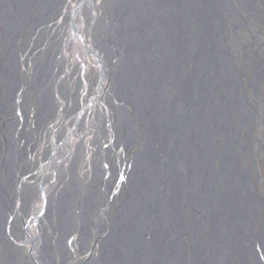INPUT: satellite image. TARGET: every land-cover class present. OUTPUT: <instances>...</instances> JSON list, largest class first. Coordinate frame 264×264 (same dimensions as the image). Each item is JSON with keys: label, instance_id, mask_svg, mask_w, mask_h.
<instances>
[{"label": "bare ground", "instance_id": "1", "mask_svg": "<svg viewBox=\"0 0 264 264\" xmlns=\"http://www.w3.org/2000/svg\"><path fill=\"white\" fill-rule=\"evenodd\" d=\"M101 4L116 17L108 56L117 66L105 79L138 117L139 135L128 131V141L138 144L131 167L121 163L128 186L109 203L113 216L89 264H262L264 194L253 142L264 140L255 137L263 82H246L247 55L239 45L251 0H89L85 8L96 15ZM31 8L29 0L0 3L8 39ZM76 26L85 32L82 21ZM60 34L59 51L48 55L72 65V46L82 62L77 40ZM53 35L42 36V47ZM99 120L91 116L86 146L102 132ZM113 171L117 187L121 176Z\"/></svg>", "mask_w": 264, "mask_h": 264}, {"label": "flooded vegetation", "instance_id": "2", "mask_svg": "<svg viewBox=\"0 0 264 264\" xmlns=\"http://www.w3.org/2000/svg\"><path fill=\"white\" fill-rule=\"evenodd\" d=\"M29 1L28 22L15 38L8 39L10 31L0 25V264H89L97 257L95 251L113 216L108 213L109 203L128 186L129 170L122 164L131 167L138 149L137 143L128 141L129 130L139 135L138 117L131 106L117 101L116 90L105 79V71L110 77L117 66L115 57L108 56L115 41L112 18L116 17L102 4L96 15L86 10L89 0L84 4L69 0L68 9L67 3L62 8V0ZM251 4L239 45L246 50L241 38L246 36L251 54L246 50V82H263L255 127L259 138L264 136L259 111L264 104V0H251ZM81 21L83 34L76 26ZM62 31L77 40L78 51L86 58L83 63L72 46L67 54L72 65L48 55L59 51L56 36L61 37ZM46 33L55 37L44 48ZM240 64L237 61L238 68ZM94 113L100 117L102 132L86 146L84 135ZM110 129L114 136H109ZM260 141L261 146L253 142L259 181V160L264 168V140ZM94 148L95 156L87 151ZM111 169L121 176L117 187L110 183L115 176H109Z\"/></svg>", "mask_w": 264, "mask_h": 264}, {"label": "rangeland", "instance_id": "3", "mask_svg": "<svg viewBox=\"0 0 264 264\" xmlns=\"http://www.w3.org/2000/svg\"><path fill=\"white\" fill-rule=\"evenodd\" d=\"M254 27L256 28V25L254 24ZM241 38H242V40L243 41H245L246 42V44H247V47H246V50L248 51V54H250V49H249V46H248V38L246 37V36H244V35H242L241 36ZM82 56V55H81ZM84 59H86V58H84ZM89 70H91L92 68H90V67H87ZM94 71V70H93ZM94 73H95V71H94ZM97 75V74H96ZM262 106V107H261ZM264 104H260V106H259V111H260V115L262 116L263 115V119H264ZM260 131L261 132H263L264 131V126H262L261 128H260ZM262 159V158H261ZM132 161H133V159H131ZM259 172H260V174H261V176H262V179H261V181H259L260 182V185H258V192L260 193V194H263L264 193V190L262 189V187H261V185H264V168L262 167V165H261V160H259ZM263 172V173H262Z\"/></svg>", "mask_w": 264, "mask_h": 264}, {"label": "water", "instance_id": "4", "mask_svg": "<svg viewBox=\"0 0 264 264\" xmlns=\"http://www.w3.org/2000/svg\"><path fill=\"white\" fill-rule=\"evenodd\" d=\"M76 1H78V0H76ZM86 1H87V0H82V1H81V3H85ZM79 6H80V5H78L76 8H78ZM21 12H23V14H25V12H26V9H23ZM71 21H72V23H73V18H72V20H71ZM100 79H101V82H102V76H101V78H100Z\"/></svg>", "mask_w": 264, "mask_h": 264}]
</instances>
